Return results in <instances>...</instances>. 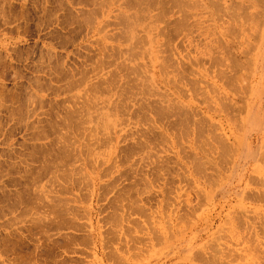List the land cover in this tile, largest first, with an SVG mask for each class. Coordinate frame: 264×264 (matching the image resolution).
Masks as SVG:
<instances>
[{
	"label": "rangeland",
	"instance_id": "obj_1",
	"mask_svg": "<svg viewBox=\"0 0 264 264\" xmlns=\"http://www.w3.org/2000/svg\"><path fill=\"white\" fill-rule=\"evenodd\" d=\"M179 1L0 0V264H264V0Z\"/></svg>",
	"mask_w": 264,
	"mask_h": 264
},
{
	"label": "bare ground",
	"instance_id": "obj_2",
	"mask_svg": "<svg viewBox=\"0 0 264 264\" xmlns=\"http://www.w3.org/2000/svg\"><path fill=\"white\" fill-rule=\"evenodd\" d=\"M179 1V0H178ZM193 1V0H192ZM192 1H190L191 3H192ZM233 1V0H232ZM231 1V2H232ZM176 2V1H175ZM180 2V1H179ZM230 2V4H232ZM234 3L236 2L237 4H235V8H236V5L238 6L237 8H239L240 6H242V8L240 7L239 8V12L240 13H234V15L235 16H232V17H235V18H233V20H231V21H233L234 23V26H236V28H237V30H238V32H240V35H243L244 37L243 38H245V36H247V31H248V29H249V20H248V17H250L251 15H250V12L249 11H247V10H249L252 6H254V4H255V2H256V0H235V1H233ZM157 3V2H156ZM167 3V2H166ZM186 3V2H185ZM195 3V2H194ZM194 3L193 4H191V5H194ZM199 4V3H198ZM227 5H228V3H226ZM225 4V5H226ZM158 5V4H157ZM181 4H178V6H180ZM188 5H189V2H188ZM167 6V5H166ZM183 7V6H182ZM190 7V6H189ZM192 7V6H191ZM223 7V6H222ZM244 7H245V10L243 11L242 9H244ZM185 8H188L187 7V4H186V7ZM216 8V9H215ZM214 8V10H215V12L216 11H220L221 9H223V8H221V9H219L220 7L217 5L216 7ZM236 8V9H237ZM225 9V8H224ZM240 9H241V11H240ZM247 9V10H246ZM186 11V10H185ZM185 11H184V13H185ZM219 11L217 12L218 14H219ZM223 11V10H222ZM221 11V12H222ZM226 11V13L227 12H230V10L229 9H227V7H226V10H224L223 12H225ZM243 11V12H242ZM186 12H188V13H190L188 10L186 11ZM200 13V12H199ZM217 13H215V15H217ZM229 14V13H228ZM248 14H249V16H248ZM185 15V14H184ZM225 15V14H224ZM232 15H233V13H232ZM189 16H191L190 14H189ZM185 17H187V15L185 16ZM220 17V16H219ZM188 18V17H187ZM232 19V18H231ZM206 20V19H205ZM218 20V19H217ZM188 22V21H187ZM196 23V22H195ZM235 28V27H234ZM188 29V28H187ZM230 29V28H229ZM232 29V28H231ZM233 30H235V29H233ZM233 30H230V31H233ZM203 32V31H202ZM234 32V31H233ZM233 32H229V33H233ZM234 34H235V32H234ZM225 35V34H224ZM226 35H227V33H226ZM231 37V36H230ZM263 37H264V35H263ZM236 39H237V37H236ZM231 42V41H230ZM239 42V41H238ZM236 43V42H235ZM244 44V41H243V39L242 40H240V46H242ZM224 47V46H223ZM229 49V48H228ZM226 50H227V48H226ZM225 50V51H226ZM244 51V50H243ZM227 53V52H226ZM229 57V56H228ZM233 57V56H232ZM208 103V102H207ZM228 105V104H227ZM226 104H225V106H227ZM230 105V104H229ZM228 105V106H229ZM251 106V105H250ZM231 107V106H230ZM223 108H224V105H223ZM225 108H227V107H225ZM232 108V107H231ZM228 109V108H227ZM230 109V108H229ZM251 109V108H250ZM250 109H249V113H250ZM248 113V116H247V118L245 119V124H246V126H247V123H251V121H250V119H251V113L249 114ZM201 121V120H200ZM201 123V122H200ZM214 130V129H213ZM200 131H201V129H200ZM215 132V131H214ZM196 133V132H195ZM204 133V132H203ZM212 134H213V132H212ZM199 135V134H198ZM212 137V136H211ZM219 138V137H218ZM214 141V140H213ZM209 143V142H208ZM195 146H196V144H195ZM252 148L250 147L249 148V151L247 152L248 154H249V156L250 157H253V153H252V150H251ZM259 160H261V158L259 159ZM262 161H263V158H262ZM196 167H198V166H196ZM195 167V168H196ZM204 167V166H203ZM213 167V166H212ZM205 172V171H204ZM203 175V174H202ZM210 179V178H209ZM264 185V184H263ZM260 201V200H259ZM210 253V252H209ZM237 254V253H236ZM234 255V254H233ZM233 259V258H232Z\"/></svg>",
	"mask_w": 264,
	"mask_h": 264
}]
</instances>
